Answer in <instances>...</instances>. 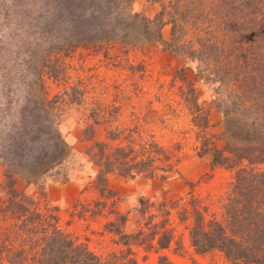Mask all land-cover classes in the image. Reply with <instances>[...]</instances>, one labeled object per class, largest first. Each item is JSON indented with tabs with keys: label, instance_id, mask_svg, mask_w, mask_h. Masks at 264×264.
<instances>
[{
	"label": "rangeland",
	"instance_id": "1",
	"mask_svg": "<svg viewBox=\"0 0 264 264\" xmlns=\"http://www.w3.org/2000/svg\"><path fill=\"white\" fill-rule=\"evenodd\" d=\"M111 3L159 12L164 42L92 39L86 2L0 0V264H52L64 240L100 264H234L195 252L190 230L227 227L237 168L211 163L234 144L218 106L264 128V0Z\"/></svg>",
	"mask_w": 264,
	"mask_h": 264
},
{
	"label": "trees",
	"instance_id": "2",
	"mask_svg": "<svg viewBox=\"0 0 264 264\" xmlns=\"http://www.w3.org/2000/svg\"><path fill=\"white\" fill-rule=\"evenodd\" d=\"M59 1L69 7L76 5L81 7L84 2L87 3V11L84 13L81 10L82 12L80 11L75 17L84 22L83 26L86 27V30L91 29L94 23L92 39L99 41L113 40L122 43H130L140 39L145 42H164L161 35L163 23L159 12L153 18L133 12L131 9L119 13L118 11H112L113 13L106 15V13L108 14L106 11L114 6V3H111L112 0ZM226 1L234 3L237 0ZM103 3H105V7H102ZM240 3L249 5L250 0H240ZM80 13L82 14L80 15ZM248 16L249 14H245L243 18L248 19ZM100 18L102 21L99 22ZM118 22H120V25H118ZM118 28L122 32H118L117 36L114 33ZM240 28H243V26L239 24ZM77 32L76 40L83 33L81 31ZM261 32V30H256L255 33L257 35ZM85 37H87V34H85ZM218 49L221 50L222 48L216 44L203 43L199 50V53H201L199 56L208 58L213 53L218 54ZM261 53L263 54L264 51H261ZM227 106L223 103V106L219 105L218 108L225 119L226 134L234 144L228 150L215 149L211 159L213 164H225L227 167L237 168L232 189L225 204L227 227L218 221H212L209 229L205 230L200 221L197 220L190 230L191 244L197 253L218 249L234 264H264V171L255 168V164L264 163V128H261L259 124L249 125ZM40 132H43L42 125L36 127L33 139H39L38 133ZM22 143L25 142L22 140ZM15 147L18 148V146ZM55 150V143L47 148L48 152L53 151L54 153ZM243 160H246V165H242ZM55 241L53 239L48 243L47 253L57 251ZM168 242V236L163 235L159 238L158 245L161 249H164ZM61 244L66 245V249L61 248L58 250L59 253L55 252L53 258L58 257V259L55 261L52 259V264H100L98 257L85 247H71L69 240H64ZM132 263L136 264L134 260H132ZM157 264L174 263L167 256L159 255ZM192 264L199 263L192 261Z\"/></svg>",
	"mask_w": 264,
	"mask_h": 264
}]
</instances>
